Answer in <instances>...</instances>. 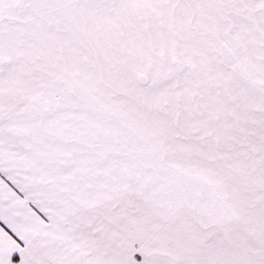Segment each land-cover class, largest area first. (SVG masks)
<instances>
[{"label": "snow or ice", "instance_id": "6c2138e0", "mask_svg": "<svg viewBox=\"0 0 264 264\" xmlns=\"http://www.w3.org/2000/svg\"><path fill=\"white\" fill-rule=\"evenodd\" d=\"M0 264H264V0H0Z\"/></svg>", "mask_w": 264, "mask_h": 264}]
</instances>
